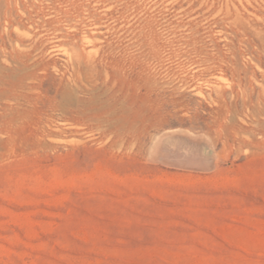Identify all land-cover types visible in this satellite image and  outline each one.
Wrapping results in <instances>:
<instances>
[{
	"label": "rangeland",
	"instance_id": "374dc122",
	"mask_svg": "<svg viewBox=\"0 0 264 264\" xmlns=\"http://www.w3.org/2000/svg\"><path fill=\"white\" fill-rule=\"evenodd\" d=\"M0 264H264V0H0Z\"/></svg>",
	"mask_w": 264,
	"mask_h": 264
},
{
	"label": "bare ground",
	"instance_id": "6f19581e",
	"mask_svg": "<svg viewBox=\"0 0 264 264\" xmlns=\"http://www.w3.org/2000/svg\"><path fill=\"white\" fill-rule=\"evenodd\" d=\"M18 2V1H17ZM19 4V3H18ZM87 11V10H86ZM91 18L94 20V22H95V24H96V26L100 23V17L99 16H97V15H95V14H91ZM71 22V21H70ZM93 22V21H92ZM99 26V25H98ZM58 30H59V28H58ZM133 30H135V29H133ZM141 32V31H140ZM95 33H96V31H95ZM100 33V32H99ZM133 33H134V31H133ZM87 35V41H89L90 43H96V42H98V40H100L99 39V37H98V34H94V33H88V34H86ZM134 35V34H133ZM22 36V35H21ZM132 39V38H131ZM133 40H134V38H133ZM16 42H18V41H16ZM131 45H133V44H131ZM133 47V46H132ZM136 47V46H135ZM131 48V47H130ZM74 67V66H73ZM85 70V69H84Z\"/></svg>",
	"mask_w": 264,
	"mask_h": 264
}]
</instances>
